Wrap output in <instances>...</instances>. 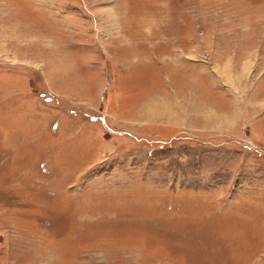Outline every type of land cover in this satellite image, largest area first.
<instances>
[{
	"label": "rangeland",
	"instance_id": "obj_1",
	"mask_svg": "<svg viewBox=\"0 0 264 264\" xmlns=\"http://www.w3.org/2000/svg\"><path fill=\"white\" fill-rule=\"evenodd\" d=\"M0 264H264V0H0Z\"/></svg>",
	"mask_w": 264,
	"mask_h": 264
}]
</instances>
